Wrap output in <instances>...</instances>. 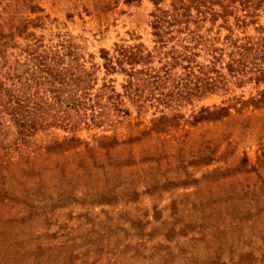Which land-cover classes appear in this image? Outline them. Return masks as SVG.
<instances>
[{"label": "rangeland", "instance_id": "rangeland-1", "mask_svg": "<svg viewBox=\"0 0 264 264\" xmlns=\"http://www.w3.org/2000/svg\"><path fill=\"white\" fill-rule=\"evenodd\" d=\"M33 2L43 11L31 13L20 0L17 14L42 16L29 30L46 44L60 37L78 44L79 62L94 73L92 93L108 80L123 93L126 79L106 74L100 49L112 55L114 43L155 44L151 0ZM198 4L211 14L177 37L211 38L225 86L168 108L139 110L123 96L128 114L111 111L103 125L75 133L39 130L26 145L5 125L0 264H264V80L237 84L225 68L226 36H264V0ZM13 52L11 61L26 58ZM196 60L209 56L201 50ZM205 106L211 118L194 121ZM73 135L80 141L63 142Z\"/></svg>", "mask_w": 264, "mask_h": 264}, {"label": "trees", "instance_id": "trees-1", "mask_svg": "<svg viewBox=\"0 0 264 264\" xmlns=\"http://www.w3.org/2000/svg\"><path fill=\"white\" fill-rule=\"evenodd\" d=\"M19 1L9 0L4 5L0 2V136L5 125L10 124L16 144L26 145L37 131L50 127L75 133L82 124L103 125L111 111L128 114L123 96L139 110L146 106L168 108L192 103L228 82L226 74L214 67L218 58L211 53V38L200 36L196 40L192 34L177 37L185 30L194 31L190 23L211 14L210 8H200V0H171L168 7L162 6L164 0H151L154 10L150 22L155 37L151 49L142 42L114 43L112 55L100 49L106 74L118 72L126 77L123 93L115 90L109 82L112 80L104 81L92 93L94 73L79 62L78 44L70 37H60L54 44L44 43L42 35L29 30L41 24L42 16L17 14ZM21 2L31 13L43 11L33 0ZM226 40L231 48L225 64L227 75L237 84L263 81L264 36L228 35ZM14 50L25 53L22 63L17 56L11 61ZM201 50L209 56L208 63L196 60ZM103 96L108 104L102 101ZM160 112L159 118H167L163 110ZM213 112L208 106L201 107L194 121L211 118ZM71 140L80 141L73 135L63 142Z\"/></svg>", "mask_w": 264, "mask_h": 264}]
</instances>
